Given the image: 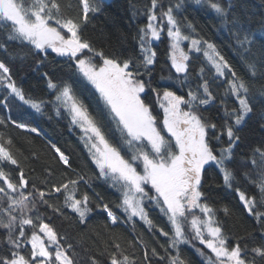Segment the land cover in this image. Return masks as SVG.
<instances>
[{"label": "trees", "instance_id": "1", "mask_svg": "<svg viewBox=\"0 0 264 264\" xmlns=\"http://www.w3.org/2000/svg\"><path fill=\"white\" fill-rule=\"evenodd\" d=\"M51 2L52 0H48L49 6ZM55 2L59 5V12L53 9L54 14L61 19H72L79 24L82 37L98 52L102 51L105 56L116 58L121 63L130 60L133 72L144 73L141 79L150 80L153 85L169 83L177 94L185 97L189 86L196 89L197 85L206 79L216 99L214 105L208 107L204 115L210 116L213 122L217 123V134L225 125V107L229 112L239 107L229 90V81H243L248 88L246 98L251 103L252 112L242 126L236 129L239 140L232 148L233 156L229 164L235 175L232 187L224 185L221 173L213 165L205 166L202 190L205 194L203 202L213 209L215 222L221 227L227 246L231 248L239 244L242 257L246 261H251L253 258L251 249L264 242L262 240L264 224L259 223L254 215L248 214L240 201L237 189L249 198H254L257 210L264 211V196L259 189L260 183L264 180V156L261 155L264 153V35H262L264 0H201L200 4H196L194 0H186V11L180 16L181 24L191 23L194 31L187 27H183V31L192 38L214 43L231 66L235 77L227 70L223 78L216 77L204 54L193 50L189 52L187 62L188 83L183 85L167 80L170 75L175 78L177 73L171 67L170 44L165 34H162L159 41L153 43V50L156 53L154 64L149 66L150 74L145 73L139 30L147 23V12L151 8L152 0H93L98 11L89 13L87 21L83 19L81 0ZM162 2L166 9L169 0ZM29 3L26 0L24 4L27 6ZM212 3H219L226 9L227 22L218 17L211 7ZM157 14L159 15V9ZM237 19L240 23L234 27L233 20ZM237 29L241 39L244 35H248L249 38L255 37L250 47L244 45L241 48L237 44ZM10 35H14L11 27L0 26V62H4L10 69L13 80L27 96L38 102H45L43 115L28 109L21 121L36 127L40 132L39 136L15 127L11 121L20 117L19 111L15 108L11 112L0 111V120L4 121L0 123V146L10 151L19 162V168L4 163V170L11 173L14 181H18L19 171L23 170L28 181L25 191L34 193L36 197L34 201L36 208L27 215L34 218L38 216L37 225L40 221L48 223L60 237H63L60 243L68 250L67 254L74 264H110L113 254L120 259L127 255L129 264H169V257L175 255V250L169 247V237L174 233L167 217L152 202L146 200V211L156 227L149 229L140 219L128 220L120 207V192L109 187L112 181L105 182L99 177L98 170L92 163L82 140L83 134L80 129L72 125L69 114L62 107L59 112L53 108L52 102L56 93L48 88V81L51 79L57 85L71 82L76 94L93 114H97L99 107H102L99 94L80 76L75 63L69 57L58 56L50 51L38 53L26 42L10 41L8 39ZM187 46L188 43L184 44L185 49ZM80 58L92 59L98 65L102 62L98 55L87 50ZM252 66L255 68L254 72ZM142 96L150 105L157 120L162 121L163 110L159 107L151 88L146 89ZM228 122L231 123L230 118ZM105 131L115 140H119V133L115 131L114 125L111 128L106 126ZM164 135L167 138V134ZM53 144L68 157L70 167L59 161ZM211 144L219 156L220 151L228 146L227 135H223L219 141L213 138ZM125 150L130 158L132 151H129L127 146ZM81 176L88 183L80 181L78 186L69 183L71 180H79ZM64 184H68V192L75 191L76 198H81L85 192L89 195L92 211L87 214L84 223H81L76 213L65 207L64 189L61 188L59 193L53 191L54 186ZM40 191L45 192L47 203L40 202ZM97 193L103 197L102 201ZM8 203L6 198L0 199V220L5 223L9 219L6 211ZM97 203L109 205L117 218L116 224L111 223L107 214L96 207ZM11 214L19 218L21 213L16 210ZM18 227L17 221V230ZM182 227L189 241L179 245L180 256L186 264H208L213 260L214 255L199 243L183 219ZM25 228L30 237L31 227L26 225ZM158 229L168 232L169 237L162 236ZM36 231L38 232V227ZM39 234L42 236V233ZM7 237L8 229L0 227V253L9 254ZM45 242L47 243L46 240ZM21 248L26 249L22 254L30 255V244L21 245ZM256 262L264 264V260L259 257H256Z\"/></svg>", "mask_w": 264, "mask_h": 264}, {"label": "snow or ice", "instance_id": "2", "mask_svg": "<svg viewBox=\"0 0 264 264\" xmlns=\"http://www.w3.org/2000/svg\"><path fill=\"white\" fill-rule=\"evenodd\" d=\"M194 2L200 4L201 0ZM81 4L85 21L89 13L98 11L93 0H81ZM185 5L186 0H169L165 9L162 0H152L151 8L147 12V23L139 30L145 73L150 74L149 66L154 64L156 53L153 50V42L159 41L166 29L170 41L169 59L172 69L177 73L175 78L170 75L168 81L182 85L188 83L189 55L181 47L182 41H190L189 51L203 50L217 77L224 76L225 70L232 72L235 77L231 66L214 43L185 34L183 27L194 31L191 23L181 24L180 16L186 11ZM211 7L223 22H227V11L224 7L219 3H212ZM53 9L59 12V5L55 0H52L50 6L48 0H34V3L28 6L23 0H0V26L12 28L14 35L8 37L10 41L26 42L38 53L51 49L58 56L72 59L80 76L99 94L102 107H99L97 114H93L76 94L71 82L57 85L51 79L48 81V88L56 93L52 102L53 108L59 112L63 107L69 114L72 125L80 129L83 134L82 140L92 163L98 170L99 177L105 182L112 181L109 187L120 192V207L128 220L139 218L152 229L156 225L146 211L145 200L160 209L167 217L174 233L169 237L168 232L158 229L162 236L169 237V247L175 250V255L169 257V264H186L180 256L179 245L189 242L182 227V219L187 220L189 216L194 237L216 258L215 262L209 261V264H257L256 257L264 260V242L251 249L253 253L251 261H246L242 257L239 244L229 248L221 227L215 222L213 209L203 202L205 194L202 190V181L206 165L215 166L228 188L232 187V181L235 179L229 164L233 156L232 148L239 140L236 129L242 126L252 112L251 103L246 98L248 88L243 81H229V90L239 107L233 108L231 112L225 107V125L217 134V123L213 122L210 116L204 115L207 108L214 105L216 99L206 79L198 84L196 89L189 86L186 97L177 94L169 83L153 85L150 80L140 78L144 73L131 70L130 60L121 63L116 58L105 56L102 51L98 52L82 37L79 24L72 19L59 18L53 13ZM239 23L238 19L233 20L234 27ZM61 30L68 35L62 34ZM254 38L244 35L241 39L237 29L236 40L241 48L244 45L250 47ZM85 50L98 55L102 63L98 65L92 59L80 58ZM252 69L254 72V66ZM201 71L203 73V69ZM148 88L156 95L157 103L163 110L162 121L157 120L150 105L142 96ZM44 103L27 96L13 80L10 69L4 62H0V111L11 112L13 108L19 111V119L11 121L16 128L39 136L40 132L36 127L21 121L28 109L43 115ZM228 118L231 119V123L228 122ZM0 123L4 121L0 120ZM113 125L115 131L119 133V140H115L105 131L106 126L111 128ZM164 133L167 134V138ZM225 134L228 146L222 149L218 156L211 141L213 138L219 141ZM125 146L132 151L130 158ZM52 147L59 161L70 167L65 153L55 144ZM261 155L264 156V153ZM4 163L19 168L18 160L10 151L0 146L2 182L0 199L6 198L9 202L6 210L9 215L8 221L5 223L0 220V227L8 229L9 254L0 253V264H74L67 254L68 250L60 243L63 237H60L48 223L40 221L37 225L38 216L34 218L27 215L36 208L34 202L36 197L34 193L25 191L28 181L23 170L19 171L18 181H14L11 173L4 170ZM80 181L88 183L83 176L69 183L78 186ZM61 188L65 192V207L76 213L81 223H84L85 217L92 211L89 195L85 192L81 198H76L75 191L68 192V184L54 186L53 191L59 193ZM259 189L264 196V180L260 183ZM237 194L248 214L254 215L259 223L264 224V211L257 210L254 198H249L239 189ZM45 195L44 191L39 192L41 203H47ZM97 196L103 200L100 193H97ZM96 207L105 212L113 224L117 223V218L107 203H97ZM197 209L203 214L202 218L195 214L194 210ZM16 210L21 213L19 218L11 214ZM26 225L32 229L30 237ZM39 233H43V237ZM28 244L31 246L30 255L25 256L22 251L26 249H22L21 245ZM110 264H129V257L124 255L123 259H120L113 254Z\"/></svg>", "mask_w": 264, "mask_h": 264}, {"label": "rangeland", "instance_id": "3", "mask_svg": "<svg viewBox=\"0 0 264 264\" xmlns=\"http://www.w3.org/2000/svg\"><path fill=\"white\" fill-rule=\"evenodd\" d=\"M30 3L28 4V5H31L32 3H34V0H28ZM105 1H108V0H105ZM23 2L26 4V0H23ZM27 5V6H28ZM214 10V9H213ZM61 31H63V30H61ZM64 32V31H63ZM66 35L65 36H67L68 34L66 33V32H64ZM63 34V33H62ZM162 34H165L166 35V37L168 38V36H167V31H166V29H165V31L162 33ZM169 40V39H168ZM154 42H156V41H154ZM153 42V43H154ZM188 43V46H187V49H185L184 48V44H187ZM169 44H170V41H169ZM181 47L183 48V50L185 51V53L186 54H188L189 55V48H190V41H182L181 42ZM195 51V49H192L191 51ZM46 51H50V52H52L51 51V49H47ZM46 51H44V52H46ZM201 53H203V50L202 51H200ZM52 53H54V52H52ZM55 55H57L56 53H54ZM190 56V55H189ZM205 60L207 61V63H209V65L211 66V63L207 60V58L205 57ZM102 63V62H101ZM100 63V64H101ZM212 67V66H211ZM213 68V67H212ZM213 71H214V74H215V76H216V73H215V70L213 69ZM226 71V70H225ZM225 76V75H224ZM224 76H221L220 78H223ZM217 77V76H216ZM90 84V83H89ZM92 86V85H91ZM93 87V86H92ZM94 88V87H93ZM95 90V89H94ZM63 108V107H62ZM163 119V118H162ZM88 154H89V152H88ZM207 166V165H206ZM146 201V200H145ZM158 208V207H157ZM159 209V208H158ZM160 210V209H159ZM195 211V214L196 215H198V216H201V218L203 217V214L202 213H200L199 212V210L197 209V210H194ZM136 219H138L139 220V218H136ZM190 219H191V216H189L188 217V219L187 220H185L186 222H187V224L189 225V228H190V230H191V227H190ZM192 231V230H191ZM192 233L194 234V232L192 231ZM206 235V234H205ZM42 236H43V233H42ZM207 238V237H206ZM45 240H46V238H45ZM198 240V239H197ZM199 241V240H198ZM213 255V254H212ZM215 256H214V259L213 260H211L212 262H215ZM208 264H209V262H208Z\"/></svg>", "mask_w": 264, "mask_h": 264}, {"label": "built area", "instance_id": "4", "mask_svg": "<svg viewBox=\"0 0 264 264\" xmlns=\"http://www.w3.org/2000/svg\"><path fill=\"white\" fill-rule=\"evenodd\" d=\"M111 221V220H110ZM112 223V222H111Z\"/></svg>", "mask_w": 264, "mask_h": 264}, {"label": "water", "instance_id": "5", "mask_svg": "<svg viewBox=\"0 0 264 264\" xmlns=\"http://www.w3.org/2000/svg\"><path fill=\"white\" fill-rule=\"evenodd\" d=\"M26 131V130H25Z\"/></svg>", "mask_w": 264, "mask_h": 264}]
</instances>
